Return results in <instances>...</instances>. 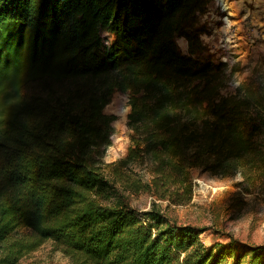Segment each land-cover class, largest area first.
<instances>
[{
  "label": "trees",
  "instance_id": "1",
  "mask_svg": "<svg viewBox=\"0 0 264 264\" xmlns=\"http://www.w3.org/2000/svg\"><path fill=\"white\" fill-rule=\"evenodd\" d=\"M208 2L0 0V264L46 242L70 264H241L126 198L188 203L196 168L264 195V73L225 93L234 69L193 57ZM117 91L129 144L105 162ZM250 251L246 264H264L263 245Z\"/></svg>",
  "mask_w": 264,
  "mask_h": 264
},
{
  "label": "rangeland",
  "instance_id": "2",
  "mask_svg": "<svg viewBox=\"0 0 264 264\" xmlns=\"http://www.w3.org/2000/svg\"><path fill=\"white\" fill-rule=\"evenodd\" d=\"M192 29L199 32L202 48L193 57L199 60L225 62L232 82L223 90L233 92L240 81L256 70L264 73V0H209L205 10L197 13ZM181 51L188 53L184 36L176 38ZM129 94L117 91L104 111L116 116L111 144L104 161L122 157L129 144L127 114ZM239 174L220 176L196 168L193 171V194L188 203L176 204L157 199L142 191L126 193L129 203L143 213L153 206L170 223L191 224L202 228L200 236L207 245H226L241 250V264H246L250 247L264 246V195L243 192L237 185ZM165 226V225H164ZM235 254L228 264H234ZM19 264H70L50 242L23 257Z\"/></svg>",
  "mask_w": 264,
  "mask_h": 264
}]
</instances>
